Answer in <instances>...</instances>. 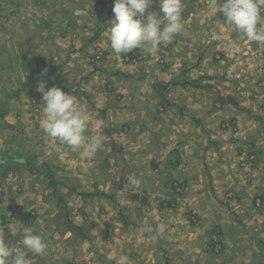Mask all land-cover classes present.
Wrapping results in <instances>:
<instances>
[{
	"label": "rangeland",
	"instance_id": "rangeland-1",
	"mask_svg": "<svg viewBox=\"0 0 264 264\" xmlns=\"http://www.w3.org/2000/svg\"><path fill=\"white\" fill-rule=\"evenodd\" d=\"M114 2L0 0V228L4 242L13 254L24 250V228H33L48 247L43 255L27 253L29 264H117L121 255L129 257L128 264L264 263V44L249 42L225 23L222 12L210 15V6H219L222 0H182L184 30L172 43L161 44L155 55L137 48L117 56L109 41ZM146 11L159 12V0H153ZM213 31L222 39H212ZM118 57L122 64L142 66L118 80L88 74L91 67L117 66L113 60ZM23 82L32 86L22 88ZM41 83L45 91L59 87L77 101L76 95L85 99L84 90L93 86L106 93L101 95L115 104L109 109L114 114L95 117L94 126L101 121L106 125L95 156L108 164L89 166L82 151L43 132L45 102L37 91ZM185 93H197L198 100L188 104L196 105L199 119L215 123L213 132L230 128L232 133L233 119L240 123L237 133H242L237 137L243 144L234 138L241 151L238 159L237 151L229 154L230 162L235 161V174L229 175L241 185L227 191L230 180L219 174L224 182L217 178L220 190L216 193L212 187L205 188L207 181H201L202 206L221 207L223 214L218 217L226 221L215 220L217 214L199 208L194 195L182 196L189 189L182 174L149 176L151 163L157 165L161 157L159 152L143 153L147 139L159 142L146 122L152 117L158 122L157 113L167 101L173 107L182 105ZM166 95L161 105L160 98ZM120 105L147 110L143 109L140 119H124L120 112L116 115ZM226 113L235 116H221ZM107 146L111 149L106 152ZM43 161L52 166L40 167ZM142 161L145 167H140ZM62 163H69L68 168H56ZM143 169L145 177L140 174ZM130 176L141 179V185L132 186ZM236 192L239 196L246 192L243 204L232 205ZM210 222L216 233L206 227ZM146 225L153 231L144 232Z\"/></svg>",
	"mask_w": 264,
	"mask_h": 264
},
{
	"label": "clouds",
	"instance_id": "clouds-1",
	"mask_svg": "<svg viewBox=\"0 0 264 264\" xmlns=\"http://www.w3.org/2000/svg\"><path fill=\"white\" fill-rule=\"evenodd\" d=\"M152 2L153 0H115L114 19L109 23V41L116 55L126 54L137 48H146L155 55L161 44L172 43L183 32L182 0H159V12L146 11ZM262 8L264 0H222L219 6L213 3L209 13L215 16L222 12L226 18L225 23L245 36L249 42L264 44ZM212 39L221 40L222 35L213 31ZM37 91L42 93V100L45 102L41 122L43 132L76 152L82 151L88 158L94 157L102 147L103 137H86L87 105L79 103L76 97L59 87L53 86L45 91V85L41 83ZM128 182L134 187H139L142 183L135 176H130ZM143 231L152 232L153 228L146 225ZM34 233L33 228L25 227L22 239L24 250L13 254L12 247L4 242L3 229L0 228V264H29L27 253L45 254L48 247L46 242ZM109 259L116 257L109 256ZM128 261V256L121 255L117 264H128Z\"/></svg>",
	"mask_w": 264,
	"mask_h": 264
},
{
	"label": "crops",
	"instance_id": "crops-1",
	"mask_svg": "<svg viewBox=\"0 0 264 264\" xmlns=\"http://www.w3.org/2000/svg\"><path fill=\"white\" fill-rule=\"evenodd\" d=\"M118 59H119V57H118ZM119 60H113L114 63H118L117 66L108 65V67H106V69L102 68V67H100V68L95 67L96 69L94 67H91V70L88 74L89 75L92 74V76H94L93 74H96V72H97V73H102L104 76L106 75V77H111V78H113V80H115L114 78H117V80H118L119 78H122L123 73L128 75L129 72H132L130 70H134L133 69L134 67L141 68V66H142V64L137 65V64H129L126 62H125V64H122L124 62H122L121 60L119 61ZM140 61L142 62V60H140ZM109 68H113V69L111 70ZM185 69H186V67H185ZM186 71H187V69H186ZM186 71H184L185 74H186ZM91 82H93V80ZM167 83H169V82H167ZM79 84H80V82L77 81V85H79ZM169 84H173V83H169ZM187 84L188 83H186L185 85H187ZM119 85H124V83L122 82ZM173 85H177V81ZM180 85H183V84H180ZM198 85H199V83H198ZM90 86H91V83H90ZM75 89H77V86ZM97 89H99L98 86H95V87L93 86V87L89 88L88 92L84 90L83 97L85 99H82L81 95H76L78 98H80L78 100L79 103L87 105V110H88L87 114H88L90 119H88V121H87L88 127H87L85 134L90 135L89 138L96 136V135H100V134L105 132L104 128L106 125L103 121L98 123L97 126H94L95 117L103 118L105 113H107V112H109L111 116L114 114L112 109L110 111H109V109H110V107H115V104L108 103L110 100H107V97L101 95L103 93V91L101 89H99V90H97ZM122 90H125V89H123V87H122ZM103 94H106V93H103ZM186 95H187V93L184 94V96L182 98L183 103L179 107L171 106L172 105L171 101H167L168 95H166V99H164V97L161 96L160 104L163 105V102L165 103L167 101V106L164 108L161 107L160 110H162V109L163 110L161 112L157 113L158 122L155 121L154 119L152 121L153 117L150 120L151 122H149V121L146 122V124L150 123L149 132L154 134V136L158 138L159 142H157L156 144H152L150 142V140L147 139V142H145V144H144L140 140V143L142 145L144 144L143 148H145L143 153L149 151V155H150L153 152H155V153L159 152L160 157H161L160 161H157V163H156L157 165H154L153 163L150 162L151 167L149 169H150L151 173L149 176H151L150 179H156L158 176H161L162 174H164L166 176H169L170 173L182 174L183 176L186 177V178H183L184 182H187V185L189 186V189H187V190L184 189L182 191V193H181L182 196L187 197L188 195L189 196L194 195V198L198 199L196 204H198L197 206L199 208H201L207 212L217 214V216H215V220L219 219L220 222H222L224 220L226 221L225 218L218 217L220 215V213L223 214V212L221 211V207L216 208L212 203H210L208 207H206V205H205V207L202 206V202L200 199L202 197H204V195L202 196L201 181H204V182L207 181V185L205 188L212 187L213 191L216 190V193H217V190L218 191L220 190L218 185L217 184L215 185V182H217L216 181L217 178H219L218 177L219 174H221V177H223L226 174V176H227L226 178H228V180H230V186L226 187V188L229 187L230 189H225V190L231 191L232 188H235V185H236V187L238 185H241V183H238L236 181V178L235 179H234V177L231 178V175H229L230 172H233L235 174V172L232 171V170H235L232 167L235 165L234 164L235 161L230 162L231 155L229 156V154L234 150L237 151L238 154H236L237 155L236 159H238L239 153L241 151V147H239L241 145H239L234 138H237L243 144V141L241 140V136L237 137L238 134L242 133V131L237 133V131H239L241 129L240 123L237 120L233 119L232 122H235L236 126L235 127L233 126L235 131L233 130L232 133L230 131V128L222 129V130H219L217 128L215 130V132H213V129H215V128L212 126L215 123H213L212 120L199 119L200 118L199 117L200 111L195 109L196 105L195 104H188L191 100H194V101L198 100L196 98L197 93L193 94L192 96H188V95L186 96ZM172 100H173L172 102H177V101H175L176 98H173ZM143 109L144 108H142V106H141L139 111H136V110L133 111V110H129L128 108L126 109L123 105H120V110L117 111L118 113L116 115H120L119 114V112H120L121 117L123 116L122 118H124V119L133 118L134 120H137V119H140V117L142 118L143 117L142 115L144 114V110H145V112L147 110L146 107L144 110ZM89 113L91 114L92 117H90ZM221 116L222 117L223 116H225V117L230 116V118H233L232 116H235V115H234V113H226V114L221 115ZM247 118L250 119V116H248ZM169 121H170V123H169ZM152 123L156 124V126L152 125ZM122 124L124 127L123 131L126 132L128 129L127 123L125 122ZM140 124L142 125V122ZM92 126H94V127H92ZM97 127L101 128L100 132L96 131ZM142 128H144V126L139 127V130H141ZM106 132H109V131L106 130ZM212 133L214 134V136H210ZM253 142H255V141H253ZM109 149H111V147L107 146L106 152ZM162 149H165V152L160 153L162 151ZM243 153H242V155H243ZM153 156H155V155H153ZM83 158H86L88 160L89 166H93V165L101 166V164H103V165L108 164L107 161L105 163L104 162L105 160L102 161L101 159L98 158V156L92 157L93 159L88 158V157H83ZM75 160H78L79 163H82V159H79L78 157ZM43 162L44 163L40 162L39 166L51 164V163H48L45 161H43ZM145 163L146 162H144V161L139 162L140 167H145L146 166ZM62 164L63 165H61V166L59 164V166H56V168H58V169H59V167H63L64 169L68 168L69 163H62ZM139 165H137V166H139ZM53 166H55V164ZM154 168H157V170L153 171ZM145 170H146V168H145ZM145 170L143 169L142 172H140V174H142L144 177H145V175L143 174V172ZM58 171H60V170H58ZM159 171H162L163 173H161L159 175V173H158ZM61 175H63V174H61ZM142 175L141 176L138 175V177L142 178ZM221 177L218 180L221 182H224V179ZM221 187H222V185H221ZM245 188H247L246 184H245ZM209 194L211 195L212 193H209ZM103 196H105V195H103ZM198 196H199V198H198ZM246 197H248V196H246V192L243 193V195H241V196H239L238 193L236 192L235 201H232L233 202L232 205L233 204L237 205L238 202L240 204H243L245 202ZM194 204H195V202H194ZM245 206L246 205H243V207H245ZM199 208H197V211H199ZM195 210L193 209L192 212H196ZM245 210H246V208H245ZM232 214L235 217L239 215L238 212H236L235 208H234ZM223 224H225V223L223 222ZM223 224H221V225H223ZM207 225L208 226H206V227L209 228L210 232L216 233L218 231L215 227H213L214 224L212 222H210ZM157 240H158V236L156 235V242H157ZM164 243L168 244V243H166V241ZM198 244H197V246H198ZM171 245H172V241L169 242L168 247ZM159 246H162V244H159ZM75 248H76V246H75ZM161 248H163V247L159 248L160 251L162 250ZM166 254L169 256L170 252L168 251V252H166Z\"/></svg>",
	"mask_w": 264,
	"mask_h": 264
},
{
	"label": "trees",
	"instance_id": "trees-1",
	"mask_svg": "<svg viewBox=\"0 0 264 264\" xmlns=\"http://www.w3.org/2000/svg\"><path fill=\"white\" fill-rule=\"evenodd\" d=\"M30 86H32V85H31V82H29V84H28L27 82H23V83H22V88H27V87H30ZM2 109H3V107H0V111H1ZM30 160H31V161H34L32 157L30 158ZM31 161H29V162H31ZM48 166H51V164L43 165V166H40V167H48ZM37 167L39 168V166H37ZM50 179H51V177H50ZM259 264H264V263L262 262V263H259Z\"/></svg>",
	"mask_w": 264,
	"mask_h": 264
}]
</instances>
